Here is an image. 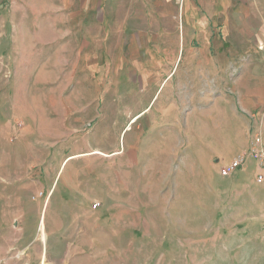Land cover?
I'll list each match as a JSON object with an SVG mask.
<instances>
[{"label": "rangeland", "instance_id": "1", "mask_svg": "<svg viewBox=\"0 0 264 264\" xmlns=\"http://www.w3.org/2000/svg\"><path fill=\"white\" fill-rule=\"evenodd\" d=\"M52 4L0 0V264H264V215L245 209L240 170L219 173L232 153L193 157L180 115L166 147H150L143 117L127 126L152 96L151 113L172 99L181 66L144 92L96 72L80 20ZM256 50L236 42L231 53L248 60ZM214 116L223 122L231 109ZM222 137L212 127L195 135L200 144Z\"/></svg>", "mask_w": 264, "mask_h": 264}, {"label": "crops", "instance_id": "2", "mask_svg": "<svg viewBox=\"0 0 264 264\" xmlns=\"http://www.w3.org/2000/svg\"><path fill=\"white\" fill-rule=\"evenodd\" d=\"M47 1L53 2L48 11L68 13V18L80 20L84 59L96 72L102 69L104 75L137 84L144 92L157 79L161 80L160 89L181 66L172 99L151 113L154 95L128 121L127 126L145 119L150 147L167 146V135L179 131L178 115L182 118L181 130L194 140L189 145L197 148L193 157H206L211 162H220L226 150L232 153V159L245 151L250 130L264 133V9L257 5L261 0ZM168 20L177 21L178 44L174 46ZM215 31L227 40L234 36L231 45L223 48L222 43L214 42ZM236 42L244 54L256 49L259 52L254 59H241L240 55L234 58L231 52ZM225 105L231 109V117L216 121V110H223ZM202 106L212 111L208 109L202 114L205 117L198 118L197 109ZM232 117L238 124L233 125ZM210 127L222 131V142L200 144L196 132H208ZM240 171L236 187L249 196L245 209L260 210L264 215V183L254 181L252 162Z\"/></svg>", "mask_w": 264, "mask_h": 264}, {"label": "built area", "instance_id": "3", "mask_svg": "<svg viewBox=\"0 0 264 264\" xmlns=\"http://www.w3.org/2000/svg\"><path fill=\"white\" fill-rule=\"evenodd\" d=\"M250 162L253 163L254 181L264 183V133L258 130L250 132L247 149L223 166L219 173L223 178L229 177L237 170L247 168Z\"/></svg>", "mask_w": 264, "mask_h": 264}, {"label": "bare ground", "instance_id": "4", "mask_svg": "<svg viewBox=\"0 0 264 264\" xmlns=\"http://www.w3.org/2000/svg\"><path fill=\"white\" fill-rule=\"evenodd\" d=\"M42 228V227H41ZM41 230V229H40ZM43 234H44V232H43Z\"/></svg>", "mask_w": 264, "mask_h": 264}]
</instances>
